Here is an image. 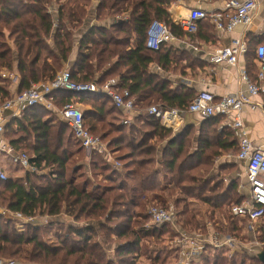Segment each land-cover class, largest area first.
<instances>
[{
  "label": "trees",
  "instance_id": "obj_1",
  "mask_svg": "<svg viewBox=\"0 0 264 264\" xmlns=\"http://www.w3.org/2000/svg\"><path fill=\"white\" fill-rule=\"evenodd\" d=\"M171 2L97 0L92 7L93 0H0V75L1 71H16L18 92L51 81L68 62L74 33L90 16L94 15L99 22L126 17V21L109 29L93 26L81 34L77 56L68 68L71 80L77 84L93 83L100 88L109 79H116L119 89L127 90L134 105L141 110L158 103L165 109L186 110L197 94L183 89L172 90L149 69L152 64L164 70L171 69L172 64L174 70L184 66L163 46L158 51L148 49L146 31L153 21H159L177 37L189 35L190 38L198 36L212 40L214 29L208 20H203L195 33H184L170 20L167 10ZM51 5L56 6L55 29ZM263 41L260 37L254 47L248 48L251 59L256 61L255 48ZM10 98L9 83L0 76V104ZM53 102L58 108L70 103L86 105L85 128L106 143L122 165V172L118 174L108 167L107 157L91 153L99 158V163L111 176L102 179L109 185L98 184L88 191L86 183L78 185L76 166L70 165V159L85 150L65 124L56 126L45 122L44 117L50 111L42 106L27 108L20 118L10 119L3 136H12L6 141L14 151L25 153L39 172H25L24 177L8 176L0 181V207L28 218L47 216L50 226L62 225L63 231L58 235V245L51 247L42 241L40 228L26 226L23 232H18L15 223L0 215V260L20 264H135L141 242H152L157 231L146 229L145 216L142 213L134 215L132 211L144 210L148 200L164 208V195L172 185L187 199L192 196L207 206L206 217L215 230L235 238L247 228L246 219L234 217L230 211L245 198L225 195V191L216 193L217 186L212 185L215 158L220 153L235 155L238 152V145L235 146L230 135L218 127L220 117L201 118L198 127L184 126L173 134L146 112L140 113L131 125L121 124L125 113L115 108L102 93L57 92ZM104 123L107 131L96 134L97 126H104ZM70 138L79 147L73 155L66 149ZM92 165L98 168L96 162ZM42 169L48 171L39 175ZM196 170L198 173H193ZM225 202L231 203L229 208H224ZM224 215L228 216L229 225L214 226ZM133 216L141 221L133 223ZM61 218L72 222L64 225ZM163 228L172 233L169 226ZM113 236L115 239L111 238ZM153 244L161 247L157 246L156 239ZM109 247H113L116 260L108 257ZM211 254L212 249L208 248L207 255L193 264H216L212 263ZM239 256L234 254L227 264H244L248 255ZM251 261L262 264L256 258L251 257Z\"/></svg>",
  "mask_w": 264,
  "mask_h": 264
},
{
  "label": "built area",
  "instance_id": "obj_2",
  "mask_svg": "<svg viewBox=\"0 0 264 264\" xmlns=\"http://www.w3.org/2000/svg\"><path fill=\"white\" fill-rule=\"evenodd\" d=\"M258 11L257 0H229L221 12L193 9L186 18L177 22V26L186 34H193L198 29V23L208 20L216 31L229 32L238 25H242L244 31L253 23ZM175 37L171 31L159 21H153L146 31V47L158 51L161 46L171 44ZM247 52V44L244 34L238 38L231 39L227 47L216 49L210 56L209 61L213 64L222 62L235 66L240 55ZM256 73L252 80L246 71H241L240 81L246 85L247 96L236 93L220 98L218 101L209 92L198 93L186 110L165 109L161 105H151L144 112L159 120L161 125L170 130H177L183 121L185 114L196 115L199 118L226 117L234 115L232 129L238 132V152L236 158L246 164V178L248 196L240 205H234L230 211L234 217L244 218L247 222L246 234L249 240L255 234L254 225L261 224L264 219V149L254 147L246 138L242 130L240 120L241 110L249 105L248 97L260 96L264 99V41L255 48ZM1 78H7L1 74ZM68 92L73 94H104L115 108L122 110L125 114L134 115L137 107L130 98L127 90H121L118 82L114 79L108 80L102 87L95 84H77L71 80L68 70L59 72L53 80L32 85L22 92L15 91L9 100L0 105V181L7 179V173L1 161V155L9 158L10 162L28 173H37V167L30 163L25 153L16 152L3 138L6 126L4 113L9 114V119L17 118L25 109L42 106L48 111L54 110V93ZM256 106H251L254 109ZM60 121L70 130L75 140L88 153H97L111 158L107 151L106 143L99 137L92 135L84 126L83 111L76 103H70L57 109ZM128 124L129 121L124 122ZM150 222L157 228L169 226L173 233L172 244L176 248L179 264H193L195 259H201L207 254L208 248L219 252L224 250L232 256L236 249H244L235 245V238L228 236L221 238L218 233L210 237H202L199 233L188 235L182 233L175 225L174 216L170 210L162 207H150L147 211ZM0 215L6 218L22 221L25 225L30 224L33 218L24 217L18 213H10L6 209L0 211ZM176 226V227H175ZM264 229V225L262 227ZM257 239V238H256ZM255 240V238H253ZM264 251V242L257 246L255 254ZM249 250L246 249V253ZM250 255V254H249ZM0 264H16L15 261H1Z\"/></svg>",
  "mask_w": 264,
  "mask_h": 264
},
{
  "label": "crops",
  "instance_id": "obj_3",
  "mask_svg": "<svg viewBox=\"0 0 264 264\" xmlns=\"http://www.w3.org/2000/svg\"><path fill=\"white\" fill-rule=\"evenodd\" d=\"M97 0H93L92 7H95ZM229 0H172L169 8L168 14L170 20L173 24L177 26V22L189 15V12L193 9H202L205 11H218L224 10L225 4ZM258 1V11L253 23L244 31L242 25H238L229 32H220L214 29V35L212 40H205L203 37L190 38L189 35H184L182 37H177L175 40L168 45H164L163 49H169L170 54L179 60V64L184 66L183 69L174 70L172 68L169 70H164L160 65L152 64L149 69L150 72L159 76L163 81H166L172 90H189L193 94H198L200 92H209L213 95L214 100L218 101L220 98L233 95L236 93H242L247 96L246 85L240 81L241 71H246L250 79H255L256 72V61L249 57V50L251 47L256 45L259 38H264V0ZM55 6V5H53ZM56 8V7H55ZM52 8L54 14V29L57 25L56 9ZM92 14L94 11L92 10ZM126 17H118V20H104L99 22L95 19L94 15L90 16V19L84 24V26L74 33V44L72 47L71 54L68 58V62L63 66V71L68 70L69 66L73 64L77 56L78 39L82 33L90 29L93 26L102 27L109 29L112 25L126 21ZM200 23V22H199ZM198 23V24H199ZM211 24V23H210ZM244 34L247 44V52L244 55H240L235 66H230L225 62L219 64H213L209 61L210 56L216 49L227 47L231 43V39L238 38ZM51 42V41H50ZM11 45V42H10ZM176 64V63H175ZM1 74H6L7 78H2L8 81L10 86L11 96L12 93L18 91L19 78L16 71L8 72L1 71ZM1 76V75H0ZM249 105H246L240 113V120L242 123V130L246 135V138L251 142L254 147H259L264 149V99L260 96L248 97ZM78 104V103H77ZM81 110L84 112L85 107L78 104ZM161 105V104H154ZM256 106L254 109L251 106ZM137 107V106H136ZM44 108V107H43ZM147 108V107H146ZM45 109V108H44ZM55 106L54 110L50 111V114L44 117V121L49 125L55 124V119L62 123L59 119ZM48 111L47 109H45ZM144 110V109H142ZM137 107V112L134 115L125 114L124 120L128 119L129 123L135 122V118L144 111ZM23 113V112H22ZM22 113L17 117L20 118ZM220 122L218 127L225 130V133L230 135L231 141H234L238 145V132L232 129V123L234 121V115L229 114L226 117H220ZM9 116L6 117V124L9 122ZM201 118L192 114H185L181 126L175 131L171 130L173 134L178 133L184 126L192 125L198 127L200 125ZM64 124V123H63ZM74 137V136H73ZM4 138V136H3ZM94 153V152H92ZM91 154V153H90ZM97 154V153H95ZM100 155V154H97ZM237 154H229L226 156L224 154V159L229 157L240 165L244 166V169L240 170L245 172V184L247 188L246 196H248L247 178H246V164L236 158ZM104 156V155H100ZM234 156V157H233ZM106 157V156H104ZM226 164V163H224ZM219 169L224 168L223 163L219 165ZM222 167V168H221ZM6 172L8 169H6ZM26 172L24 170H21ZM47 217V216H46ZM48 218V217H47ZM68 224L70 222H67ZM56 226V225H55ZM62 228V225H57ZM173 238L170 240V246L173 251L176 248L172 244ZM249 250V249H247ZM253 251V250H252ZM208 253V251H207ZM251 254V250H250ZM207 255V254H206ZM205 255V256H206ZM212 255V254H211ZM178 258V256H177ZM256 258V257H252ZM212 259V257H211ZM200 262V259H195L193 263ZM252 262V261H250Z\"/></svg>",
  "mask_w": 264,
  "mask_h": 264
},
{
  "label": "rangeland",
  "instance_id": "obj_4",
  "mask_svg": "<svg viewBox=\"0 0 264 264\" xmlns=\"http://www.w3.org/2000/svg\"><path fill=\"white\" fill-rule=\"evenodd\" d=\"M55 7L56 6H53V5H51L50 7V12L52 14L53 12L51 10L52 8H55ZM74 38L76 39V36ZM62 71H63V68L59 72H62ZM87 105L89 104L87 103ZM82 106L86 107V105H83V104ZM54 108H55V105H54ZM6 116H9V114L4 113V117ZM126 120H123L121 124L131 125V124H125L124 122ZM86 121L88 122V120ZM54 122L56 126H60L59 124H61V122H59L57 119H55ZM101 128H104V130H102ZM107 129L108 128L106 126V123H104V126L99 125L96 128V132H97L96 134H102V132L107 131ZM9 137L12 138V136L4 135L5 140H7ZM236 145L237 143H235V146ZM66 149H67L68 154L73 155L74 153H76V150L79 149V147H78L77 142H75L73 138H70V142L69 144L66 145ZM24 150L25 149H23V151ZM107 151L110 153L108 148H107ZM24 152H26L29 156H31L28 150H25ZM123 152H120V154ZM225 154L227 156L232 153H228V154L225 153ZM110 155H111L110 156L111 158L107 157L108 167H110L114 172H117L119 174L120 172H122V165L117 161L114 154L110 153ZM75 156L76 157H74L73 159H70V161L72 162V164L70 165L76 166L77 170L75 169V172L77 173L76 181L78 185H81L82 183H86L88 185V191H89L91 187L93 186L96 187L98 184H101L102 186L110 184L102 180L105 176H109V175L111 176V174L106 171V168H103L101 166V163H99L100 161L98 160L99 158L97 157L99 155L93 157L92 154L82 150L81 155H79L80 157L79 156L77 157V155ZM223 157H224V153L222 154L220 153V155L217 158H215L214 167L212 168L213 170L212 175H211L213 179L212 185L217 186L216 193L225 191V195H231L233 197V194H236L238 197L242 196L243 198H245L246 196L245 194L247 192V188L245 184V172L242 171L241 174L239 173L240 170L244 169V166L240 165L239 163L238 164L235 163L230 157L228 159L226 158V160L224 159L225 157L224 158ZM1 161H2L3 167L8 169L6 172L7 177L8 176H12L13 178L24 177L25 172L21 171L19 168L14 166L10 162L7 156L1 155ZM93 162L97 163L98 168L92 165ZM222 163L224 165V168L219 169L218 167H220L219 165H221ZM70 170H71V166H69L68 168V173ZM47 171H48L47 169H42L40 170L39 175L45 174ZM193 173H198V170L193 171ZM215 175L217 176L216 178L214 177ZM219 179L222 181L221 183H219L220 181ZM129 183L130 182L128 181L127 186L129 185ZM166 193L167 195H164L166 196V198H164L165 199L164 208L170 210V212L174 216L175 225L177 226L179 230L182 231V233H185L188 235L199 233L204 238L210 237L212 236V234L217 233V232L223 239L229 236L226 233H221L215 230L216 228L214 229V227L211 226L210 221L206 217L207 215L205 211L207 209V206L202 204L200 201H197L196 198L194 199V197L190 196L187 199L184 194H182L178 189L174 188V185L168 186ZM139 196H140V193H137L136 197H139ZM145 196L148 197L149 195L145 194ZM180 199H184L183 203L180 202ZM176 203H179V204L176 205ZM225 204L226 205L224 208H229L231 205V203L227 204V202H225ZM154 206L160 207L159 203H157L156 201L148 200L146 202V206L144 210H141L140 212H139V209L132 211L133 213H135L134 215H138L139 213H142L145 216L146 221H145L144 227L146 229H149V231H152V232L157 231V232H154V239H152L153 240L152 242L150 243H147L149 241L141 242L139 255L137 257V261L135 262V264H179L177 253H175V251H173L170 246V240L171 238H173V234L170 231H167L166 229H164L163 227H160V228L155 227L150 222L147 211L150 207H154ZM1 210H2V207H0V211ZM201 216H203V218H201ZM2 217L5 218L6 220L8 219L9 221H12L13 223H15V229H17L18 232H23L26 226L32 227L33 229L40 228L39 235H41V239L43 242H45L46 245L51 246V247L58 245V235L62 233L63 229L57 225L50 226L49 225V222L51 221L50 218H47L46 216L43 217V216L36 215L34 217V220L30 224L25 225L22 221L11 219V218H6L4 216ZM61 219L64 225L67 224V222H70V223L72 222L71 219L70 220L67 218H61ZM132 221L134 223V221L139 222L141 220L133 216ZM197 221H199L198 225H197ZM217 222L218 224H214V226L217 225V226L224 227V225L226 224L229 225L228 216L224 215L220 217L219 221ZM92 225L95 226V223H92ZM263 225H264V219L261 221L260 225L259 223L254 225V229H256V231L250 240L248 238L249 235L246 234L247 233L246 227H244L243 231L238 235V237H235V241H236L235 245H239L240 247H245L242 250L236 249L234 253L235 256H239V254H245V255H240V256L248 255L247 256L248 259L246 258L244 260V264H255L253 261L252 262L250 261H251V257L255 254L257 246H260L261 240L262 238H264V229H262ZM134 226L135 225L133 224L132 227ZM260 228L262 230H260ZM261 235H262V238L260 237ZM259 237L261 240H259ZM111 238L115 239L114 236ZM253 238H255V240H253ZM155 239L159 241V244L157 246H161L160 248L154 247L155 245L153 244V242ZM111 241L113 242V240ZM154 248H157V250L155 251ZM246 249H249L248 253H246ZM250 250H251V254H250ZM107 253H108V257L116 260L113 247L112 248L109 247L107 250ZM234 254L232 256H229V254H227V252L223 250L217 253L212 251L211 260H212V263L214 262L216 264H227V262L229 261V258L234 257ZM155 259H159V261H157L156 263ZM1 261H6V260H1ZM17 263L18 262H16V264Z\"/></svg>",
  "mask_w": 264,
  "mask_h": 264
},
{
  "label": "water",
  "instance_id": "obj_5",
  "mask_svg": "<svg viewBox=\"0 0 264 264\" xmlns=\"http://www.w3.org/2000/svg\"><path fill=\"white\" fill-rule=\"evenodd\" d=\"M87 152H88V151H87ZM256 259H257L260 263L264 264V251L258 253V254L256 255Z\"/></svg>",
  "mask_w": 264,
  "mask_h": 264
}]
</instances>
